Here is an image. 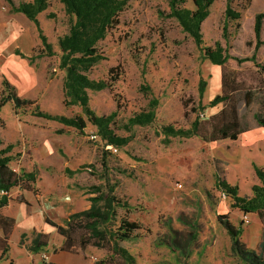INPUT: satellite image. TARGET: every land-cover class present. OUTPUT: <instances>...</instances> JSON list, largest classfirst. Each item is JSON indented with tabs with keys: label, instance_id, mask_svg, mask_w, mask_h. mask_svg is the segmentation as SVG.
I'll return each mask as SVG.
<instances>
[{
	"label": "rangeland",
	"instance_id": "rangeland-1",
	"mask_svg": "<svg viewBox=\"0 0 264 264\" xmlns=\"http://www.w3.org/2000/svg\"><path fill=\"white\" fill-rule=\"evenodd\" d=\"M13 1L19 5L33 0ZM48 3L39 20L54 54L38 57L42 45L36 26L19 19L24 16L12 13L7 2L0 0V32L8 33L10 28L19 26L22 35L31 33L34 38L30 51L24 52L26 58L16 54L0 56V93L5 76L21 98L36 102L17 111L13 103L0 108V148L14 146L10 167L17 173H35L36 181L31 185L45 204L57 198L66 205L78 197L84 199L92 187H99L102 192L113 188V194L128 206L117 207L115 223L110 228L102 227L114 232L124 218L141 223L132 240L119 242L135 258V264H247L232 252L231 238L218 215L228 216L241 230V241L251 250L258 249L263 240V225L254 213L248 214L250 223L246 224V214L234 208L229 196L225 198L215 183L218 175L229 184L236 179L242 197L252 193L254 167H264V150L259 149L264 148V136L252 134L258 139L256 149L248 147L245 138L237 143L209 142L202 148L199 137L166 140L161 133L163 126L189 128L196 118L206 119L221 111L223 104L209 105L222 93L221 67L206 58L179 21L169 16V0H130L118 28L98 45L105 59L88 72L90 79L111 84L101 91H88L90 108L98 116L116 113L112 128L119 137L129 138L127 145L114 152L100 137L91 139V135L99 134L90 122L80 133L34 115L36 105L53 115L75 117L83 113L80 106L66 107L64 102L66 73L60 67L59 39L68 33L72 18L59 0ZM228 3L241 14L239 20L226 19ZM184 5L195 8L193 0H185ZM263 10L264 0H216L201 27L206 47L214 48L219 42L231 55L226 64L225 94L232 93L239 118L248 127L257 125L255 114L264 117V45L256 50L255 36V17ZM226 24L228 30L224 34ZM253 55L255 62L246 61ZM112 68H117L113 74ZM117 73L120 76L113 82ZM143 85H148L151 92L141 91ZM153 96L159 100L155 122L131 127L129 119L146 110ZM224 144L239 154V160L228 166L217 160ZM225 157L231 162L230 156ZM10 195L12 201L2 209L4 212L28 205V213L32 214L29 201L33 207L42 208L37 206L33 192L16 187ZM96 207L102 208L103 202ZM49 212L55 219L62 218L58 207H50ZM26 229L24 224H17L14 247V240ZM78 232L74 233L77 240ZM33 237V231L27 232L25 242L31 243ZM52 238L55 251L62 252L60 241L64 238ZM64 253L67 264H92L93 257L96 264H126L114 253L112 243L102 247L92 244L85 249L78 246L74 253ZM43 255L34 254L28 263L22 259L21 264H34L35 260L39 261L37 264H52ZM10 258L7 253L3 260Z\"/></svg>",
	"mask_w": 264,
	"mask_h": 264
},
{
	"label": "trees",
	"instance_id": "trees-1",
	"mask_svg": "<svg viewBox=\"0 0 264 264\" xmlns=\"http://www.w3.org/2000/svg\"><path fill=\"white\" fill-rule=\"evenodd\" d=\"M64 6L66 13L72 18V23L67 34L59 39L61 50L60 67L65 71L64 95L66 107L78 105L82 109V114L75 117L53 115L44 112L36 105L35 116L46 118L61 123L64 127L75 128L80 133H84L87 123L90 122L98 130L99 137L110 146L123 147L129 143V138H123L116 135L112 124L116 118V113L108 116H98L90 108L88 91H101L108 88L109 81H95L89 78L88 72L91 68L104 60L105 57L99 53L98 45L101 41L120 25V16L128 6L130 0H59ZM216 0H193L194 9L187 8L185 0H169L171 18L179 21L183 30L187 32L194 40L196 46L202 51L204 56L214 64L221 67L222 93L215 96L209 103L211 107L223 104L220 112L211 115L206 119L196 118L189 128L175 127L166 125L161 128V133L166 140L171 138H193L199 137L202 142V148L206 143L222 140H237L241 134L250 130V127L243 126L238 109L232 100V93L225 94L224 82L227 78L226 64L231 58L228 50L218 42L215 47H206L204 45L201 27L203 22L210 15V7ZM11 7L12 13H22L36 26L42 51L38 57L45 54L50 56L54 54L53 46L49 43L47 36L41 27L39 14L46 11L49 7L48 0H33L31 2H20L16 5L13 0H6ZM226 19L239 20L241 14L235 11L228 3L226 8ZM264 29V10L255 17V36L257 40L256 50L262 42V33ZM228 25L224 27V34L227 33ZM16 54L26 57L16 51ZM37 58V57H36ZM31 61L35 58L30 57ZM256 55L251 59L246 58L248 62H255ZM118 68V67H117ZM112 68V74L117 70ZM260 68V67H258ZM120 74L111 80L115 82ZM141 91L150 93L148 85L141 86ZM204 95L203 86L200 88V98ZM7 103H13L15 111L20 108L34 105L36 102L31 99L21 98L11 83L4 77L0 93V108ZM159 100L153 96L150 99L148 108L129 119V125L148 126L155 122ZM249 105V102H247ZM85 116V117H84ZM256 123L264 127V117L261 113L255 114ZM0 118V123H1ZM60 132H64L60 130ZM2 141L0 140V146ZM14 149L12 144L0 148V211L9 206L12 197L10 195L13 188L20 187L23 190L33 192L37 201L39 195L37 190L31 185L36 181L34 172L17 173L10 167ZM256 174L261 182L260 185L252 187L253 196L242 197L239 193L238 185L229 184L225 178L220 175L216 178V187L225 191L233 200L232 206L245 214H257L260 223L264 228V169L255 166ZM70 174H73L71 171ZM3 192V194H1ZM89 193V191H88ZM89 194H94L89 200L92 207L83 212L72 214L66 220V225H60L47 218V224L57 229L62 236L63 243L60 251L74 253L79 246L85 249L88 245L102 247L104 244L112 243L114 253L120 256L126 264H135V258L124 248L120 247V241H129L135 237V232L141 228V223L135 219L124 218L121 220L118 228L114 232L107 231L103 225L108 228L115 223L116 208H127V203L121 201L113 194V188L108 192H102L99 187H92ZM23 197H20L22 199ZM23 200V199H22ZM26 202V201H22ZM103 202L102 208H97V204ZM27 203V202H26ZM219 222L226 229L231 238L232 252L240 257L247 264H264V235L263 240L256 250L248 249L241 241V230L237 228L227 215H218ZM14 228V220L4 216L0 212V230L3 236H0V252L3 257L9 251L8 240ZM79 231V239L74 237V233ZM24 236V235H23ZM23 244V239L21 241ZM49 244V235L39 233L33 241L30 250L39 253ZM13 264V261H11Z\"/></svg>",
	"mask_w": 264,
	"mask_h": 264
},
{
	"label": "crops",
	"instance_id": "crops-1",
	"mask_svg": "<svg viewBox=\"0 0 264 264\" xmlns=\"http://www.w3.org/2000/svg\"><path fill=\"white\" fill-rule=\"evenodd\" d=\"M5 2H6V0H5ZM16 14H20L21 16H24V17H19V19H21L22 21L24 19L29 20L22 13H16ZM19 29H20L19 26H17L14 28H10L9 29L10 31H8V33L6 32L7 30L6 31L2 30L4 33L0 32V56L1 55H7L9 57H13L16 54L17 50L20 51V53L23 55H25L24 52L30 51V48L32 46V42H31L32 40L31 39H34V38H33V36L31 38V33H27L26 35L25 34L22 35V32H19ZM36 31H37V29H36ZM16 55H18V54H16ZM4 77L5 76H3L2 81H3ZM253 133H258V134L264 136V127L259 126L258 124L254 125V126L250 127L249 131L241 134L237 140H230V141L232 143H237L240 139L245 138L244 143H246V145L248 147H254L256 149V144L258 143V139L256 136L252 137ZM222 141H226V140H222ZM224 146H225V148L223 150H220L221 155H217L218 161L223 162V164L225 163L228 166L229 163H234V161L239 160V154L237 155V153L235 151H232L231 145L227 146L224 144ZM259 149L264 150V148H262V147H259ZM228 151L230 153H227ZM225 155L230 156V158L228 160H230L231 162L226 160ZM227 166L224 169V171H226L225 173H227V171H228ZM262 168L264 169V167H262ZM255 175H256V177H255ZM255 175L252 178V182H251L252 187L254 185H260L261 184L256 172H255ZM236 183H237V180L234 179V183H230V184L239 186V184H236ZM92 196H93L92 194H87L84 196L85 197L84 199H81L78 197L77 199H74V201L72 203H69L67 201V203H65L66 205H64L63 203H59V200L57 198H54V201L45 204L43 197L40 199V196H39L38 197L39 201L36 200V204H37V206L42 205L41 209H37V207H33V202L29 201V203H30L29 206L33 209L32 214L28 213V208H27L28 205H27V207L26 206L21 207V209H18V211L4 212L3 210H1L0 212L2 214H4V216L10 217L14 220V228H13V231L9 237V240H8L9 251L7 253H10L11 258L8 261H4L3 257H5L7 253L2 257L1 252H0V264H11V261H13V264H21L22 259H25V263H28V261L33 258L32 256H34V254H36L38 256H42L45 252L47 253L46 258L50 263H52V264H67L68 257H67V255H65L64 251L56 252L55 249L53 248V245H52V239H53L52 237L54 235H56V236H60V235L58 234L56 228L47 224L46 220H47V218H49L52 221H54L60 225H63L62 224L63 221L68 219V217L70 215L89 210L92 207V203L90 202L89 198ZM251 196H253V192L249 193V195H248V197H251ZM229 199H231V197H229ZM231 201L233 203L232 199H231ZM7 207H9V206H7ZM50 207H52V208L58 207V209L62 213L61 214L62 218L61 219L53 218L49 214L50 213L49 212ZM37 213H40V215H37ZM65 213H67V214H65ZM28 214H30V215H28ZM63 215H65V216H63ZM18 223L24 224L26 227H28V229H26L23 233H21L18 240L17 239L14 240L15 244H16V246L14 247L12 240H13L14 231H15ZM29 231L34 232V237L30 241L31 243L25 242V238L27 237V232H29ZM39 233L49 235L50 240H49V244L47 247H45L39 253H34L30 250V247L32 246V245L30 246V244H33V241L36 239V236ZM0 236L1 237L3 236L2 230H0ZM61 238H62V236H61ZM22 239H23V244L21 243ZM60 243H63L62 239H61ZM43 256H45V255H43ZM38 262H39L38 260H35L34 264H37Z\"/></svg>",
	"mask_w": 264,
	"mask_h": 264
},
{
	"label": "built area",
	"instance_id": "built-area-1",
	"mask_svg": "<svg viewBox=\"0 0 264 264\" xmlns=\"http://www.w3.org/2000/svg\"><path fill=\"white\" fill-rule=\"evenodd\" d=\"M201 117H204V116L201 115ZM91 139H93V140H98V139H99V135H97V134L91 135ZM111 150L114 151V152H117V151H118V147L112 146V147H111ZM179 187L182 188V185L179 184ZM1 194H3V192H2ZM222 195H223L225 198L228 197V195H227V193H226L225 191H222ZM244 222H245L246 224H249V223H250V219H249L248 214H246V215L244 216ZM44 258L47 259L46 256H44ZM96 261H97V259H96L95 257H93L92 264H96Z\"/></svg>",
	"mask_w": 264,
	"mask_h": 264
}]
</instances>
